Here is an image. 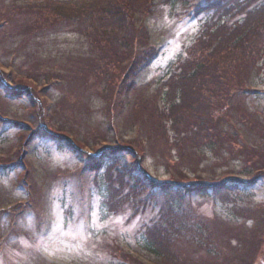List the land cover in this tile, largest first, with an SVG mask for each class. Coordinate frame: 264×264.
Masks as SVG:
<instances>
[{
  "label": "rangeland",
  "instance_id": "rangeland-1",
  "mask_svg": "<svg viewBox=\"0 0 264 264\" xmlns=\"http://www.w3.org/2000/svg\"><path fill=\"white\" fill-rule=\"evenodd\" d=\"M13 2L0 0V162L7 164L0 171V264H113L121 248L145 264H160L138 243L139 218L106 203L107 188L97 178L107 166L98 172L90 166L117 146L134 149L156 183L174 184L175 198L158 197L159 208L206 217L213 238L222 240L218 256L180 241L184 264H239L243 256L235 251L241 249L257 254L245 264H264V75L246 84L252 90L242 98L229 100L232 112L218 127L223 138L203 142L173 132L172 139L171 131L167 137L156 127L153 104L167 105L165 80L204 35L202 19L158 6L148 16L149 0H140L129 25L138 33L121 30L120 41L112 34L111 43L98 45L83 31L29 21L44 1ZM11 14L16 18L8 20ZM142 31L147 42L138 39ZM144 47H155V55L132 73ZM163 138L173 143L171 152L159 147ZM193 181L209 186L203 194L182 186ZM150 193L139 196L150 202ZM249 209L263 210L258 223ZM239 230L246 232L237 236L245 237L240 250L232 235ZM249 234L262 237L259 250ZM232 255L239 260L229 262Z\"/></svg>",
  "mask_w": 264,
  "mask_h": 264
},
{
  "label": "trees",
  "instance_id": "trees-1",
  "mask_svg": "<svg viewBox=\"0 0 264 264\" xmlns=\"http://www.w3.org/2000/svg\"><path fill=\"white\" fill-rule=\"evenodd\" d=\"M18 1L14 0L12 4ZM42 1L45 3L34 11L35 16L29 17V21H41L45 27L61 26L65 31H83L98 45L104 40L111 43L112 34L115 35L113 41L116 42L117 38V41H120V38L124 37L121 30H133L138 33L137 29H130L129 25L132 24L133 16L131 7L140 0ZM145 5L148 16L154 7H165L178 16L202 19L206 26L204 35L191 49L189 48L190 55L177 61L165 80L167 82L164 89L167 92L164 99L166 98L167 105L159 108L153 104L154 114L159 119L156 127L167 137L168 131H171L172 139L188 135L195 136L200 141L204 140L203 142L223 138L224 131L219 129L222 128L224 120L228 119L229 112H232L230 109L234 105L232 103L230 107L229 100L238 94L242 98L245 93L252 90L246 84H252L254 76L264 75V0H149ZM26 13L31 12L27 10ZM9 17L8 20L16 18L12 14ZM138 39L147 42L146 31H142ZM154 55L155 47L152 50L146 47L137 50L135 65L133 64L131 72L133 73L139 65L143 67L146 62L149 63ZM15 93L23 94L21 91ZM175 93L177 96L173 101ZM159 97L161 98V94ZM257 124L250 121L249 126ZM169 141L163 138L162 142H159V147L170 151L173 143ZM109 152L107 160L94 158L90 161V166L95 172L102 166H107L105 173L97 178L107 188L106 203L115 213L128 212L131 219L139 218V230L142 234L138 243L143 250L160 259V264L186 263L185 259L183 260L180 241L189 245L192 243L201 251L203 248L211 249L209 256L211 254L218 256L222 240L220 237L213 238L216 231L210 225L209 219L196 216L186 208H159L156 201L158 197L166 195L175 198L172 182L156 183L143 169L137 153L135 154L136 151L130 147L117 146ZM162 156L168 163L170 162L171 157L167 153ZM115 162L117 165L113 167L112 164ZM5 165L7 164L0 162V171L5 169ZM257 174L255 177L261 175ZM182 186L200 189L203 194L209 185L207 182L193 181ZM157 187H160L161 191L156 189ZM141 190L147 191L149 196L152 192L153 200L148 202L144 197H140ZM177 199L180 200L181 197ZM261 212L262 209L261 211L249 209L247 214L254 219L253 223H258L260 219L257 218H260ZM208 232L213 239L207 235ZM239 234L246 235V232L239 230L232 234L236 236V240L238 238L235 247L240 250L242 239L245 237H237ZM249 236H254L258 240L256 250H259L262 237L251 234ZM211 247L215 249L214 252ZM235 253L236 257L243 256L241 260L235 255L229 259L236 258L240 261L239 264H245V259L250 261L257 255H252L245 249ZM113 257L109 260V262L113 260V264H145L132 252L122 248L114 250ZM210 261L207 260L206 264L212 263ZM229 262L235 263L236 260Z\"/></svg>",
  "mask_w": 264,
  "mask_h": 264
},
{
  "label": "snow or ice",
  "instance_id": "snow-or-ice-1",
  "mask_svg": "<svg viewBox=\"0 0 264 264\" xmlns=\"http://www.w3.org/2000/svg\"><path fill=\"white\" fill-rule=\"evenodd\" d=\"M78 228L82 229L83 228V223H81L80 225H78Z\"/></svg>",
  "mask_w": 264,
  "mask_h": 264
}]
</instances>
